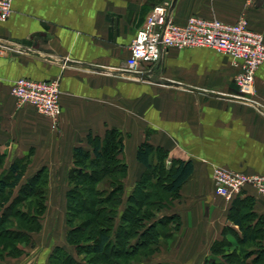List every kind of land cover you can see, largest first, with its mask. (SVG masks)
Returning <instances> with one entry per match:
<instances>
[{
	"label": "crops",
	"instance_id": "crops-1",
	"mask_svg": "<svg viewBox=\"0 0 264 264\" xmlns=\"http://www.w3.org/2000/svg\"><path fill=\"white\" fill-rule=\"evenodd\" d=\"M160 4L13 1L10 18L0 23V154L4 164H29L26 174L34 164V174L48 168L47 210L41 231L33 234L34 242L42 234L48 244L0 264H50L56 247L73 255L67 242L68 170L57 183L52 164L58 172L74 164L77 147L90 150V135L104 137L113 128L124 136L127 198L146 171L137 159L146 141L168 153V168L172 162L194 166L179 198L160 213L179 216L180 228L145 264H206L225 229L241 235L229 218L234 199L216 194L212 165L264 174V64L256 73L253 104L237 98L239 68L232 58L209 48L170 50L148 75L125 73L137 31ZM192 15L232 24L246 18L264 35V0H172L175 22ZM20 78L60 79L63 114L56 128L32 106H18L11 88ZM249 196L264 220V196L248 186L240 198ZM58 227L63 236L57 244Z\"/></svg>",
	"mask_w": 264,
	"mask_h": 264
},
{
	"label": "trees",
	"instance_id": "trees-1",
	"mask_svg": "<svg viewBox=\"0 0 264 264\" xmlns=\"http://www.w3.org/2000/svg\"><path fill=\"white\" fill-rule=\"evenodd\" d=\"M151 1L160 4L166 0ZM88 145L90 150L81 146L75 149V162L68 175L67 242L75 254L56 247L50 264H145L179 230V216L160 217V213L179 198L194 166L192 162H172L168 168V153L144 142L137 159L146 171L125 201L128 165L122 158L123 134L113 128L104 137L90 135ZM3 164L0 154V168ZM28 166L11 164L7 174L0 178L2 261L23 256L26 252L19 248V242L33 246V234L42 229L49 170L41 168L21 185ZM240 196L234 198L229 218L239 227L241 235L225 229L223 239L214 244L206 264H264L263 217L253 210L254 198ZM30 198V204L16 210ZM12 217L15 226L8 227V219ZM228 232L235 238V245L226 238Z\"/></svg>",
	"mask_w": 264,
	"mask_h": 264
},
{
	"label": "built area",
	"instance_id": "built-area-1",
	"mask_svg": "<svg viewBox=\"0 0 264 264\" xmlns=\"http://www.w3.org/2000/svg\"><path fill=\"white\" fill-rule=\"evenodd\" d=\"M13 1L0 0V23L10 18ZM189 48H209L231 57L239 68L235 76L237 98L253 104L250 96L256 73L264 64V35L253 31L246 18L232 24L192 15L186 22L177 23L172 16V3L165 1L151 10L137 31L123 70L145 76L150 73L149 66L161 62L170 50ZM11 93L19 107L32 106L40 115L51 119L54 128L58 126L63 114L59 78L42 81L20 78L13 83ZM212 180L216 194L226 200L241 195L248 186L264 196V174H248L213 164Z\"/></svg>",
	"mask_w": 264,
	"mask_h": 264
},
{
	"label": "rangeland",
	"instance_id": "rangeland-1",
	"mask_svg": "<svg viewBox=\"0 0 264 264\" xmlns=\"http://www.w3.org/2000/svg\"><path fill=\"white\" fill-rule=\"evenodd\" d=\"M170 3H172V0H170L169 1ZM10 165L11 164H3L2 166H1V168H0V178L1 177H3V176H5L6 174H7V172H8V170H9V167H10ZM36 164H34L33 166H31V169L29 170V172L26 174V176H25V178L23 179V181H22V183H21V185L24 183V182H26L27 181V179H29L30 177H32L33 175H34V171L32 170V169H34V166H35ZM38 165V164H37ZM40 165V164H39ZM42 165V164H41ZM52 165H56V166H53V174L55 175V173H56V176H57V179H56V177H53V179H54V181L55 182H57L58 183V180H59V177H61L62 176V172H63V174H64V172L66 171V170H68V175H69V172H70V170H71V168L73 167V164H64L63 166H60V170H59V172H58V164H52ZM61 167L63 168V171H61ZM58 172V173H57ZM61 173V174H60ZM60 174V175H59ZM62 178V177H61ZM67 179H68V176H67ZM61 180V179H60ZM102 187H104L103 185H102ZM18 193V189L15 191V194H17ZM124 200L126 201L127 200V196L125 195V197H124ZM30 202H31V198L28 200V201H26V202H23V203H21L18 207H16V210H18V209H21L24 205L23 204H25V203H27V204H30ZM25 206H27V205H25ZM121 211H122V207L120 208V213H121ZM15 218H9L8 219V227H14L15 226ZM60 233H61V235L63 234L62 233V231H61V228L60 227H58V232L56 233V237H57V241H56V243L58 244V243H60V240H61V236H60ZM63 236V235H62ZM226 238L227 239H231L232 238V241H234V243L233 244H235V238L232 236V234L231 233H227V235H226ZM229 241V240H228ZM232 241H231V243H232ZM20 244H19V248L20 249H22L23 250V248L25 249V254L24 255H30L31 254V252L29 251V249L31 248V246H26V245H23V244H21L22 242H19ZM47 244H48V242H46V240H45V237H43V235L42 234H39L37 237H36V239H35V242H34V244H33V246L34 247H36V250L39 248H45V247H47ZM35 252V251H34ZM72 252H74L73 254H75V249L73 248L72 249ZM36 254H39V253H36ZM36 254L34 253V256H36Z\"/></svg>",
	"mask_w": 264,
	"mask_h": 264
}]
</instances>
